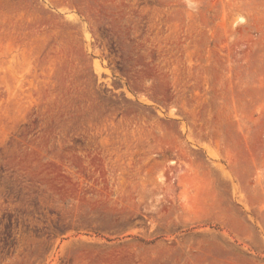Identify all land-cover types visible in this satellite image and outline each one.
<instances>
[{
    "label": "rangeland",
    "instance_id": "374dc122",
    "mask_svg": "<svg viewBox=\"0 0 264 264\" xmlns=\"http://www.w3.org/2000/svg\"><path fill=\"white\" fill-rule=\"evenodd\" d=\"M0 264H264V0H0Z\"/></svg>",
    "mask_w": 264,
    "mask_h": 264
}]
</instances>
